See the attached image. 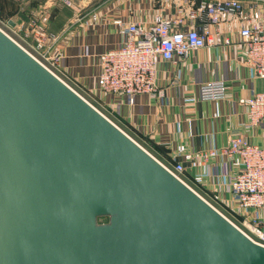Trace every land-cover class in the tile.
<instances>
[{"label":"water","instance_id":"water-1","mask_svg":"<svg viewBox=\"0 0 264 264\" xmlns=\"http://www.w3.org/2000/svg\"><path fill=\"white\" fill-rule=\"evenodd\" d=\"M0 264H264V246L0 28Z\"/></svg>","mask_w":264,"mask_h":264},{"label":"crops","instance_id":"crops-1","mask_svg":"<svg viewBox=\"0 0 264 264\" xmlns=\"http://www.w3.org/2000/svg\"><path fill=\"white\" fill-rule=\"evenodd\" d=\"M126 1L104 0L97 13L99 16L89 17L87 23L81 22L80 18L74 19L75 11L66 16L58 6L50 8L53 7L50 4L46 12L39 7L22 10L17 0H13L12 4L6 1L8 9L3 5L0 9L4 8L10 16L12 27L40 16L48 33L57 38L53 50L63 57L62 69L74 76L78 85H89L94 90L100 71V54L118 46L121 40L116 24L106 25L101 21H128ZM130 4L135 10L133 21L147 25L165 5V0H130ZM173 12L174 8L167 6L166 15L172 16ZM15 16L18 21L13 19ZM55 24L58 27H54ZM240 52L236 45L206 46L181 61L161 60L157 69V82L163 92L160 97L141 95L135 103L127 98L102 97L109 115L118 125L156 158L169 163L183 162L188 184L221 210L236 201L231 178L241 169L240 161L221 155L208 161H190L186 156L202 151L219 152L238 135L264 146L263 126L246 129L245 107L240 103L241 98L264 91V78L255 75ZM216 80L226 82V98L202 100L201 85ZM256 215L264 220V210Z\"/></svg>","mask_w":264,"mask_h":264},{"label":"built area","instance_id":"built-area-1","mask_svg":"<svg viewBox=\"0 0 264 264\" xmlns=\"http://www.w3.org/2000/svg\"><path fill=\"white\" fill-rule=\"evenodd\" d=\"M167 6L174 8L172 16L166 15ZM115 24L121 40L118 46L100 54V71L94 90L89 85L84 86L91 93L94 92L104 106L97 101H89L66 80L67 75L61 65L63 57L53 50L57 38L48 33L44 25L32 21L26 28V37H18L23 44L7 34L125 133L109 115L102 97L112 96L116 100L127 98L135 103L141 95L162 96L157 82L161 60L181 61L206 46L236 45L241 49L240 55L245 64L254 70L256 76L264 78V0H165V5L147 25L121 19H117ZM22 27L21 24L19 28ZM19 28L16 27L13 33L21 31ZM27 37H31L32 41ZM227 93L224 80L208 81L200 88L202 100L224 99ZM240 103L245 107L247 117L244 127L250 129L261 124L264 128V91L241 98ZM218 155L230 160L237 158L241 163V169L231 178L236 201L221 210L205 199L250 239L264 246V220L256 215V212L264 210V146L253 144L247 137L238 135L231 138L219 152L190 153L186 159L208 161ZM157 160L189 185L183 162Z\"/></svg>","mask_w":264,"mask_h":264},{"label":"rangeland","instance_id":"rangeland-1","mask_svg":"<svg viewBox=\"0 0 264 264\" xmlns=\"http://www.w3.org/2000/svg\"><path fill=\"white\" fill-rule=\"evenodd\" d=\"M5 1H9V3L11 2V4H12L13 0H1V5L4 2L3 3L4 8L8 9V3L5 2ZM103 1L104 0H17L18 5H19L20 8H22V10L30 9L32 7H39V8H41V10H44L46 12L49 9V8H46L47 6H50V5L53 6V7H50V8H56L58 6L57 8H59L62 11H64L66 16H68L71 12L75 11L77 13V16H74V19L80 18L81 22H86V23L88 22V18L89 17L90 18H94V16H97V17L99 16V15H97V13L103 7L102 6ZM108 1H110V0H108ZM126 2H128L127 9L129 11L128 12L129 13L128 16H130L127 22L133 21L134 20V15H135V10L132 8V5L130 4V0H128ZM4 8L0 9V11L3 10V12L0 13V28L3 31H5L6 33L12 35L14 38H16L20 42H21V40H20L21 38L19 39L18 37H23V36L26 37V33H27L26 32V28L29 26V24L32 21H35L38 24L45 26V24L42 21H40V16H37L36 18H32V19H30V20H28L26 22H23V23L21 22L20 24H18L19 26L22 24L24 27L19 28V26H18V28L21 31H18V32H16L17 34H15V33H13V31L17 30V29L14 26L12 27V25L9 23L10 16H8V14L5 13V11H4L5 9ZM49 16H50V13H48V17ZM13 19L15 21H18L17 16L13 17ZM80 20L78 22H80ZM101 22H102V24H106V25L108 23H110V22L114 23V24L116 23L115 20H112V21L111 20L110 21L107 20V21H105L103 19H102ZM54 27H58V26L55 24ZM16 35H19V36L16 37ZM27 38H28L29 41H32L31 37H27ZM21 43L23 44V42H21ZM72 77H74V76H71L70 74H68L66 76V80H68L69 83L72 86L74 85L73 87L76 88V90L80 94H82L85 98H87L91 102H94V101L95 102L96 101L99 102L98 98L95 97L94 92L91 93L84 86L81 87L80 85H78V80L75 79V78H72ZM102 103L99 102V104L103 105Z\"/></svg>","mask_w":264,"mask_h":264},{"label":"trees","instance_id":"trees-1","mask_svg":"<svg viewBox=\"0 0 264 264\" xmlns=\"http://www.w3.org/2000/svg\"><path fill=\"white\" fill-rule=\"evenodd\" d=\"M6 2V1H5ZM4 3V2H3ZM3 3H2V5H3ZM0 5H1V0H0Z\"/></svg>","mask_w":264,"mask_h":264}]
</instances>
